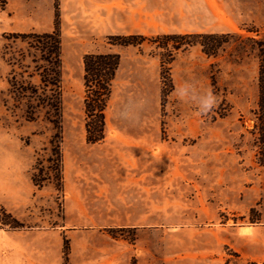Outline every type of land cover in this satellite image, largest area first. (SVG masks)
I'll use <instances>...</instances> for the list:
<instances>
[{"label":"rangeland","instance_id":"rangeland-1","mask_svg":"<svg viewBox=\"0 0 264 264\" xmlns=\"http://www.w3.org/2000/svg\"><path fill=\"white\" fill-rule=\"evenodd\" d=\"M84 2L60 0L62 146L64 154L74 138L87 136L84 55L119 54L105 138L97 142L107 150L83 155L79 163L113 170L123 187L124 218L129 214L131 219L144 220L123 224L111 234L138 248L140 256L132 264H226L228 258L231 264L247 259L264 264V166L256 159L254 133L259 60L246 41L264 35V0H204L217 20L202 27L240 37L229 38L217 56L206 55L199 45L176 51L170 64L174 88L168 93L163 91L161 59L167 61L169 55L154 38L171 33L160 32L163 25L158 24L152 34L131 32L137 25L130 10L115 14L111 8L102 13L98 6L85 7ZM54 26L55 0H0V161L9 146L12 166L16 173L19 169L25 173L28 185L27 206L12 213L24 227L0 225V264L5 231L52 227L63 216L64 186L38 188L31 182L38 157L52 172L50 140L55 130L43 111L37 121H26L9 84L13 69L19 71L10 59L29 49L13 35L49 32ZM133 34L148 39L138 46L122 45L117 39ZM28 80L38 82L36 77ZM185 82L198 93L211 90L217 106L199 115L193 101L177 95ZM233 252L242 259L233 257Z\"/></svg>","mask_w":264,"mask_h":264},{"label":"crops","instance_id":"crops-1","mask_svg":"<svg viewBox=\"0 0 264 264\" xmlns=\"http://www.w3.org/2000/svg\"><path fill=\"white\" fill-rule=\"evenodd\" d=\"M203 1L87 0L84 5L98 6L102 13L111 8L115 14L122 9L130 10L128 14L137 25L131 31L134 33H155L158 31L156 24L163 25L160 32L165 33L220 31L202 27L204 23L217 20ZM73 8L74 4L70 3L68 9L72 11ZM204 10L207 14L203 13ZM204 15L207 20H204ZM68 144L64 149L61 222L32 231H5L1 264H64L66 240L70 245V264H132L134 257L139 258L135 245L111 234L112 229L123 224L144 222L131 219L129 214L124 218L121 181L117 183L111 169L85 168L79 164L81 156L106 151L107 148L102 143H90L87 136L76 137ZM10 153V147H4L0 161V206L15 215L27 206L28 185L25 173L20 169L16 173L17 168L12 166ZM102 176L107 178L99 179ZM31 182L35 186L32 179Z\"/></svg>","mask_w":264,"mask_h":264},{"label":"trees","instance_id":"trees-1","mask_svg":"<svg viewBox=\"0 0 264 264\" xmlns=\"http://www.w3.org/2000/svg\"><path fill=\"white\" fill-rule=\"evenodd\" d=\"M60 0H55V26L49 32H30L14 34L28 44L27 53L21 51L18 56L12 57L10 63L19 71L13 69L9 79L11 94L17 106H23L26 121L34 122L39 118L38 112L43 111V118L49 122L55 132L50 143L52 144L51 173L42 159L37 158L31 173V179L38 188L46 184H53L58 190L64 186V154H63V100H62V71H63V43L61 31ZM240 35L238 33H171L160 34L154 40H160L159 47L169 55L166 61L161 59V77L163 91L173 90L174 85L170 74V64L174 61V53L188 47L199 45L208 56H217L229 38ZM122 45H141L148 37L144 35L117 36ZM172 41V43H171ZM249 50L259 60L258 68V101L254 110V133L257 136L256 159L264 166V35L262 38L249 37ZM30 57V63L26 58ZM121 57L117 53H87L83 57L84 66V112L87 138L90 143L101 142L105 138L106 109L112 93V85L120 66ZM36 77L37 83L28 78ZM50 174H53L51 177ZM0 225L9 229L24 227V224L11 212L0 206ZM69 241H65V264L69 263ZM241 260L239 253H231ZM228 258L226 264H231ZM235 264H238L237 262ZM243 264H258L247 259Z\"/></svg>","mask_w":264,"mask_h":264},{"label":"clouds","instance_id":"clouds-1","mask_svg":"<svg viewBox=\"0 0 264 264\" xmlns=\"http://www.w3.org/2000/svg\"><path fill=\"white\" fill-rule=\"evenodd\" d=\"M176 92L181 99L193 101L197 105L199 115L210 113L218 103L216 95L211 90L198 93L195 86L188 82H185Z\"/></svg>","mask_w":264,"mask_h":264}]
</instances>
